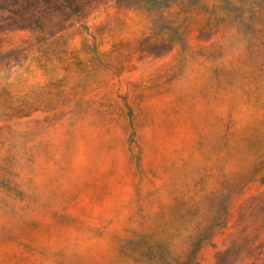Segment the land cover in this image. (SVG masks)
<instances>
[{
  "label": "rangeland",
  "instance_id": "1",
  "mask_svg": "<svg viewBox=\"0 0 264 264\" xmlns=\"http://www.w3.org/2000/svg\"><path fill=\"white\" fill-rule=\"evenodd\" d=\"M20 1L0 264H264V0Z\"/></svg>",
  "mask_w": 264,
  "mask_h": 264
},
{
  "label": "trees",
  "instance_id": "2",
  "mask_svg": "<svg viewBox=\"0 0 264 264\" xmlns=\"http://www.w3.org/2000/svg\"><path fill=\"white\" fill-rule=\"evenodd\" d=\"M3 1H5L6 3H9L10 2V4H12L14 6L13 8H15L16 5L21 6V1L20 0H3ZM25 2H28V0H25ZM23 9L24 8H21L20 10L17 9L16 11H13V9H11L12 10L11 13H13V14H19V13H21V11H23Z\"/></svg>",
  "mask_w": 264,
  "mask_h": 264
}]
</instances>
